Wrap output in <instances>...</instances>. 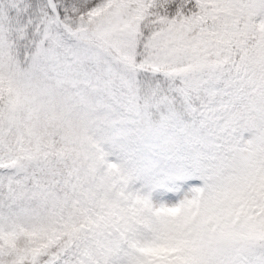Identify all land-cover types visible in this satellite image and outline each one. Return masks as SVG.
Masks as SVG:
<instances>
[{
	"label": "snow or ice",
	"instance_id": "snow-or-ice-1",
	"mask_svg": "<svg viewBox=\"0 0 264 264\" xmlns=\"http://www.w3.org/2000/svg\"><path fill=\"white\" fill-rule=\"evenodd\" d=\"M0 264H264V0H0Z\"/></svg>",
	"mask_w": 264,
	"mask_h": 264
}]
</instances>
